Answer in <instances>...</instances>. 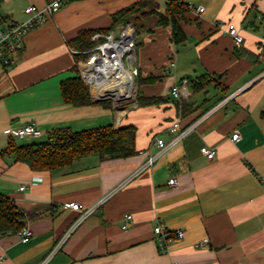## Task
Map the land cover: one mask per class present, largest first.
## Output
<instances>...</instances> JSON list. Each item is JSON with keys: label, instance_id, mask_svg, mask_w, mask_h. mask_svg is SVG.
<instances>
[{"label": "crops", "instance_id": "0c3cea01", "mask_svg": "<svg viewBox=\"0 0 264 264\" xmlns=\"http://www.w3.org/2000/svg\"><path fill=\"white\" fill-rule=\"evenodd\" d=\"M46 1L0 0V22H20L27 5L41 7ZM135 1L61 0L25 35L15 63L0 64V151L10 138L16 143L34 139L9 136V128L26 123L39 127L41 136L57 127L134 125L137 150L125 158L89 153L50 171L32 170L0 154V193L14 200L24 226L32 230L26 242L19 231L0 232V264H264V62L259 58L264 0H180L205 7L200 14L189 10L190 19L182 25L187 39L181 43L187 45L194 77L214 78L201 101L192 93V78L178 77L176 68L164 75L176 45L169 28L155 26L146 41L140 38L135 64L139 78L160 79L137 82L134 100L123 104L65 103L60 82L74 75L68 41L81 30L110 26L111 14ZM226 23L239 28L241 44L225 32ZM181 78L188 79V96L178 100L169 88ZM137 93L164 99L140 106ZM181 100L192 101L195 109L180 113L176 102ZM177 115L182 126L196 122L194 129L157 154L155 137L169 141L167 127ZM234 132L237 140L231 138ZM202 146L214 148L215 156L202 155ZM154 154L152 167L123 182ZM171 177L175 186L167 183ZM70 201L92 211L64 237L80 215L64 207ZM127 213L132 221L124 230ZM158 221L183 232L166 252L159 250L153 232Z\"/></svg>", "mask_w": 264, "mask_h": 264}, {"label": "trees", "instance_id": "16d2710c", "mask_svg": "<svg viewBox=\"0 0 264 264\" xmlns=\"http://www.w3.org/2000/svg\"><path fill=\"white\" fill-rule=\"evenodd\" d=\"M188 12L186 3L180 0H138L112 13L110 26L79 31L68 41L69 47L74 52V64L70 68L74 75L60 82L63 101L73 106L109 105L105 100L91 98L87 84L80 78L78 72V63L86 58L89 50L96 44L91 40L93 33L109 32L127 20H147L154 17L155 26L169 28L170 41L177 45L187 39L182 25L190 19L187 17ZM157 79L160 78L154 75L141 78L138 76L139 83H152ZM213 80V76L208 73L192 78L190 80L192 93L205 91ZM163 99L162 96H143L137 93L136 100L138 105L147 106ZM176 107L182 114H188L195 109L194 103L188 100L176 102ZM135 139L134 125L114 127L112 124H106L82 130L57 127L48 131L41 141L18 144L10 138L0 154L11 155L14 161L24 162L32 170L50 171L68 165L74 159L89 153L97 154L100 159L132 156L137 153ZM23 226L24 215L21 210L11 197L0 193V232L17 233Z\"/></svg>", "mask_w": 264, "mask_h": 264}, {"label": "built area", "instance_id": "2783aa9c", "mask_svg": "<svg viewBox=\"0 0 264 264\" xmlns=\"http://www.w3.org/2000/svg\"><path fill=\"white\" fill-rule=\"evenodd\" d=\"M61 5V0H47L46 3L39 7L35 5H27L24 8L25 19L20 22H0V64L10 66L15 63L19 51L23 48V40L25 35L34 27L41 24L48 16H51ZM187 8L195 14H200L205 7L202 4L195 5L186 3ZM225 32L232 38L234 44L239 45L243 41V36L239 28L233 23L225 24ZM91 40L96 44L89 50L86 58L78 63V72L80 78L87 84L90 96L93 99L112 100L115 104H123L129 100H134L135 77L138 75V68L135 64V49L140 40L135 26L130 21H125L118 25L116 30L106 33L95 32L91 35ZM259 58L264 62V51L259 54ZM176 68V54L172 50L168 64L164 68V75H172ZM121 75H126L129 83L126 86V92L119 95L117 91L106 92L104 87L118 82ZM187 78H181L169 88V94L175 99H182L188 96ZM133 93L131 96H128ZM181 115H177L167 127V131L172 135L169 141L155 137L154 144L158 148V153L165 152L172 145L182 140L189 132H191L196 122H191L185 126L181 125ZM42 135V130L33 123H26L19 127L9 128V136L12 138L34 137L38 138ZM233 140L238 139V132L231 135ZM200 153L205 157L212 159L215 156V149L209 146H202ZM157 154L150 155L143 166L129 175L123 182L128 181L132 176L137 174L142 168L152 167ZM167 183L170 186L176 185V178L171 177ZM120 185V184H119ZM21 186L20 189H23ZM64 207L80 211L79 217L69 226L65 236H67L73 228L91 211L90 209H81L78 202H65ZM132 221V215L127 213L124 215L121 228L126 230ZM153 232L157 239L159 250L166 252L170 242L176 241L182 237V230H171L165 227L161 221H158L153 227ZM32 235V230L28 226H23L19 230V236L22 242H26ZM207 240H202L199 246L204 247Z\"/></svg>", "mask_w": 264, "mask_h": 264}, {"label": "rangeland", "instance_id": "374dc122", "mask_svg": "<svg viewBox=\"0 0 264 264\" xmlns=\"http://www.w3.org/2000/svg\"><path fill=\"white\" fill-rule=\"evenodd\" d=\"M162 4H163V2H162ZM160 6H161V4H160ZM161 8H162V6H161ZM154 19H155L154 17H150L147 20H135V21L128 20V21H130L135 26V29L138 28V30H137L138 32L137 31L136 32L138 33L139 37L140 38L144 37V41H146V38H147L146 33L148 31L150 32L152 30V28L155 27V24H154L155 20ZM116 29H117V26L114 28V30H116ZM169 44H171V43H169ZM137 46L139 47L140 44L138 43ZM186 46L187 45L177 44L174 48L175 54H176V75L178 77L184 75V76H187L189 79H191L195 76L196 72L194 70H192V67L190 66L191 62H190L189 57L187 56V54L189 55V53L187 51L188 49H186L187 48ZM168 58H167V63L164 65V68L168 64ZM172 74H173V72H172ZM134 82H135V89H136V84H137V82H139L138 76L135 77ZM211 88H213L212 85H209V87L207 88V89H209V91L207 90L208 91V94H206L207 96L210 94ZM204 96H205V91H199L198 93L195 94V98L199 101H201ZM44 138H45V136H40V137L34 138L32 140H30L29 138H25L24 140L18 141V143L23 144L26 142L41 141Z\"/></svg>", "mask_w": 264, "mask_h": 264}, {"label": "water", "instance_id": "95a60500", "mask_svg": "<svg viewBox=\"0 0 264 264\" xmlns=\"http://www.w3.org/2000/svg\"><path fill=\"white\" fill-rule=\"evenodd\" d=\"M128 83H129V80L127 76L121 75L118 82L104 87V91L106 92L117 91L119 95H123L126 92V86ZM96 100H103V99H96Z\"/></svg>", "mask_w": 264, "mask_h": 264}, {"label": "bare ground", "instance_id": "6f19581e", "mask_svg": "<svg viewBox=\"0 0 264 264\" xmlns=\"http://www.w3.org/2000/svg\"><path fill=\"white\" fill-rule=\"evenodd\" d=\"M133 93H131L130 95H129V93H128V96H131Z\"/></svg>", "mask_w": 264, "mask_h": 264}]
</instances>
